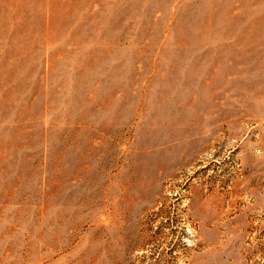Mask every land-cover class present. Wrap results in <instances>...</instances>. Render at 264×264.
Instances as JSON below:
<instances>
[{
    "label": "rangeland",
    "instance_id": "374dc122",
    "mask_svg": "<svg viewBox=\"0 0 264 264\" xmlns=\"http://www.w3.org/2000/svg\"><path fill=\"white\" fill-rule=\"evenodd\" d=\"M0 264H264V0H0Z\"/></svg>",
    "mask_w": 264,
    "mask_h": 264
}]
</instances>
